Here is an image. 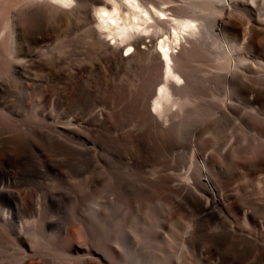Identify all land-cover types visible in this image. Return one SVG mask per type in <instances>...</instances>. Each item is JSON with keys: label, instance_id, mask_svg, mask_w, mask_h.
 Segmentation results:
<instances>
[{"label": "rangeland", "instance_id": "obj_1", "mask_svg": "<svg viewBox=\"0 0 264 264\" xmlns=\"http://www.w3.org/2000/svg\"><path fill=\"white\" fill-rule=\"evenodd\" d=\"M79 1L71 13L0 0V187L23 198L0 196V264H17L21 234L54 264L69 262L67 235L108 264H264L262 36L240 14L220 29L199 0H149L162 20L178 6L180 20L208 22L169 41L183 80H168L144 56L112 62L101 39L125 58L133 48L100 30L95 0ZM152 25L145 41L168 37Z\"/></svg>", "mask_w": 264, "mask_h": 264}, {"label": "bare ground", "instance_id": "obj_2", "mask_svg": "<svg viewBox=\"0 0 264 264\" xmlns=\"http://www.w3.org/2000/svg\"><path fill=\"white\" fill-rule=\"evenodd\" d=\"M56 1L57 2L59 1V3H61V5L64 4L67 6H69V5L71 6V4L75 3V5H74L75 8H73L71 6L72 8L70 10L66 9L67 12L69 10V11H71V13H72V9H74V10L76 9V4L78 2H80L79 0H56ZM108 1H111V2L108 3L107 0H95L96 9L98 10V12H97L98 15L96 16L97 19L93 17L94 22L98 21L96 24H98L101 31L102 30H103V32L105 31V34H107V36H112V38H114V39L117 37L120 38L121 42L126 44V46H124V47H130V48H133V50H134V52L131 56H129L128 58H125L122 54V49L119 45H114V44L110 43V41H108V40L101 39V41L107 46V49H108L107 53L109 55L110 60L112 62L118 63V64L119 63L121 64L124 62L125 63H129V62L131 63L133 60H136V58H138V57L142 58V56H144V59L148 58V60L151 61L152 65L163 70L164 76L167 77L166 79L169 80V78H174V79H178V80L179 79L183 80V79H181L183 76L181 77V74H179L180 73L179 70H177V69H179L178 66H180L179 63H181L180 59L181 60L183 59V58H181L182 52H178L176 54H175V52L173 53L174 47H171L172 45L170 43L179 41V39L181 41V38H179V37L182 36V32L186 33V31L188 32V30H194L195 31V28L198 29L197 31H200L201 28L203 26H206V24L208 23V22H206V24L204 23L205 25H203V22L206 20V15L200 16L201 19H199L200 17H198L197 19L199 20L200 23H198L196 25L195 23L193 24L192 21H185L186 20L185 18H184L185 19L184 21L180 20L182 16H181V13H180L178 6H177V8H176V6L173 7L174 9L172 10V13H171V16L173 18L171 20H162L161 17L168 16L166 14L165 10L158 9V8L155 9V7L152 5L153 3L151 4L149 2V0H108ZM199 2H200L201 7L204 10L219 14L220 20H219L217 25L220 29L225 28V27H229V29L233 28L237 24V22H236L237 15L238 14L245 15L249 19L248 20V24H249L248 27L250 28L252 35L253 36L259 35L260 37L262 36L261 39L264 40V0H199ZM50 5H51L54 12L59 11L58 13L60 15L64 12L66 14L65 9H62L60 7H56V5H52V4H50ZM78 5H79V3H78ZM204 10H203V12H206ZM156 15L158 16V18L155 17ZM207 16H208V14H207ZM240 17L242 18L243 16H240ZM149 20H153V25H152L153 27H155V28L162 27V28H165L167 30V31L163 30V31H165V33L168 32V34H169L165 40H162L159 43L147 42L148 40L145 41V38L147 36L145 38H143L142 34L141 35L138 34V33H143L145 31V29L147 28L146 26H147V23L149 22ZM210 21H211V19H210ZM210 21H209V23H210ZM202 30H203V28H202ZM222 30H225V29H222ZM197 31H195V32H197ZM103 32H102V34H103ZM146 32H147V30H146ZM189 33H192V32H189ZM223 33H225V32H223ZM136 34H138V35H136ZM200 34H201V32H200ZM249 37H251V36H249ZM149 38L152 39L153 37H149ZM169 41H171V42L169 43ZM180 43H182V42H180ZM162 84L163 85H161V87L159 89V96L164 97L163 95H164L166 89H168V87H170V86H168L166 81L163 82ZM170 89L171 88H169V90ZM165 94H167V93H165ZM161 104H163V103H161ZM158 105H160L159 99H157L156 102L153 104V106L155 107V108L153 107V109H158V107H157ZM159 108H161V107L159 106ZM154 112H155V110H154ZM161 113H159V115ZM17 179H19V178H17ZM180 189H182V185H181ZM182 191H185V193H186V192H193L194 190H193V187L190 185V183L189 184L187 183L186 185L183 184ZM182 191H181V193H182ZM6 195H9L10 197L14 196V199L17 198L18 200L21 198V192L17 191V189H15V187L9 186V185H2L0 187V196L6 197ZM186 195H188V193ZM21 199H23V198H21ZM18 202H20V200ZM214 204H216V206H218V207H220V206L223 207L222 206L223 204L218 202V201L215 202ZM211 207L212 206H210V208ZM6 217H7V221L10 222L12 220L10 218V214L9 215L7 214ZM46 225H47V223H44V226H46ZM77 225H79V227H80V233L83 236L85 243L88 241H91L94 238V235L90 231L88 225H85L82 222L80 224H77ZM36 228H38V227H36ZM41 233H42V236L44 237V231H43L42 227H41ZM19 234H21V233L19 232ZM16 239L19 241L21 240V242L25 245V249H24V251L21 252V255L17 261V264H54L53 262L47 260L43 256H40L38 254H34V255L31 254V251H29L28 246L25 244V241H24L25 238H23L22 234L16 235ZM63 241H65V243L67 245L68 260H69V262L67 264H108V261L106 259H104V257H100V259H95V260H92L93 257H91V256H89L90 258H88L85 255H84V257H80V254L85 249V245H84V243L75 240L73 237L67 235V237L64 238ZM22 243H21V245H22ZM118 250L115 248L108 247V250H107L108 251V257L111 256L112 258H114V260H117L116 257L119 255L117 253ZM126 256H128V255H126Z\"/></svg>", "mask_w": 264, "mask_h": 264}]
</instances>
